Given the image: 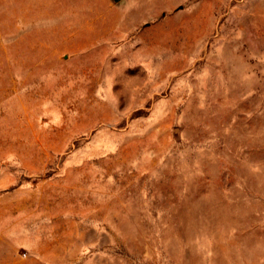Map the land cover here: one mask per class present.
<instances>
[{"label": "rangeland", "instance_id": "obj_1", "mask_svg": "<svg viewBox=\"0 0 264 264\" xmlns=\"http://www.w3.org/2000/svg\"><path fill=\"white\" fill-rule=\"evenodd\" d=\"M0 264H264V0H0Z\"/></svg>", "mask_w": 264, "mask_h": 264}]
</instances>
